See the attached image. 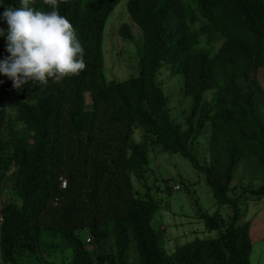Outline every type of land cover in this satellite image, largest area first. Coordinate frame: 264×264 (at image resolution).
<instances>
[{
  "label": "trees",
  "instance_id": "trees-1",
  "mask_svg": "<svg viewBox=\"0 0 264 264\" xmlns=\"http://www.w3.org/2000/svg\"><path fill=\"white\" fill-rule=\"evenodd\" d=\"M119 1L59 0V14L85 48L86 69L59 82L49 79L47 87L29 82L14 89L31 142L13 137L7 147L1 133L6 105L0 97V183L15 168V200L0 211V263L23 264L19 259L28 252L35 264H57L40 253L44 236L50 235L58 239L54 247L70 250L66 264H130L132 245L134 264H249L250 224H238L239 203L264 197V109L250 83L252 71L264 68V0H192L194 10L185 0H126L127 12L142 32L139 70L136 76L109 82L103 32ZM5 7L19 8L21 0H0V13ZM30 7L52 10L44 0ZM193 14L204 20L198 30L188 24ZM0 21L7 31V23ZM118 33L131 38L126 23ZM201 34L221 40L214 53L199 46ZM8 55L4 51L0 60ZM163 65L182 77L183 91L191 98L184 128L172 121L168 96L157 82ZM215 87L216 95L206 101L204 93ZM135 127L160 150L186 158L204 174L215 201L230 207L226 223L218 210L208 214L196 208L205 227L219 231L216 237L195 238L164 252L151 225L159 204L147 186L150 150L132 138ZM207 132L209 158L203 163L192 149ZM245 158L262 169L261 184L231 198L236 166ZM132 176L146 194L136 195ZM83 233L97 246L94 256ZM108 238L110 253L103 250Z\"/></svg>",
  "mask_w": 264,
  "mask_h": 264
},
{
  "label": "rangeland",
  "instance_id": "rangeland-1",
  "mask_svg": "<svg viewBox=\"0 0 264 264\" xmlns=\"http://www.w3.org/2000/svg\"><path fill=\"white\" fill-rule=\"evenodd\" d=\"M190 9L194 10L192 0H185ZM126 0H120L110 13L103 32L104 74L107 81H121L136 76L142 54V32L134 24L126 9ZM204 20L197 14H193L188 22L190 28L198 30ZM129 25L131 38L126 39L119 35L118 29L121 24ZM1 25V21H0ZM221 40L211 35H200V47L207 48L214 53L220 46ZM6 38L0 36V54L6 51ZM157 82L163 92L168 96V109L172 121L182 128L185 127V116L189 112L191 98L183 91V79L179 75H173L168 65H163L156 73ZM250 83L255 92V99L264 109V68L258 67L252 71ZM238 85L244 89V78H238ZM218 87L204 93V99L209 101L216 95ZM228 94V90L224 91ZM0 97L5 101L6 116L1 129L2 137L9 147L10 139L23 137L32 141V132L19 118L15 102V90L9 78L0 74ZM209 132L201 135L193 144V153L203 163L208 161V147L206 140ZM132 138L136 142H144L150 150L147 165V186L151 195L157 200L159 208L153 214L151 225L160 235L161 247L166 254L195 238L208 239L218 235V230H208L203 221L197 216V207L208 214L218 210L223 221L226 223L231 215L228 205L219 204L215 201L211 188L206 184L204 174L196 170L191 163L178 153H170L160 150L159 146L150 136H146L140 127H135ZM14 171L11 167L7 171L5 179L0 183V211L9 201L15 200ZM263 172L258 163L250 158L241 159L236 166L233 185L228 196L240 193L242 188H256L261 184ZM136 195L146 194L143 183L132 176ZM178 186V188H176ZM170 187V188H168ZM242 205V204H241ZM240 224V223H238ZM224 226L222 227L223 230ZM82 237H87L83 233ZM134 241L132 240L131 243ZM52 243H58L50 235L43 238L41 255L57 264H66L70 257V250L54 247ZM87 249L94 256L97 246L91 241L86 243ZM103 250L112 252L111 239L103 241ZM137 254L132 245L128 252L130 264L136 262ZM23 264H35L31 255L19 259ZM1 264V263H0Z\"/></svg>",
  "mask_w": 264,
  "mask_h": 264
},
{
  "label": "clouds",
  "instance_id": "clouds-1",
  "mask_svg": "<svg viewBox=\"0 0 264 264\" xmlns=\"http://www.w3.org/2000/svg\"><path fill=\"white\" fill-rule=\"evenodd\" d=\"M51 11L35 10V0H21V7H5L0 13L7 31L6 51L10 55L0 60V74L20 90L29 82L47 87L49 79L59 82L78 76L86 69L85 48L69 20L58 11L59 0H44Z\"/></svg>",
  "mask_w": 264,
  "mask_h": 264
},
{
  "label": "crops",
  "instance_id": "crops-1",
  "mask_svg": "<svg viewBox=\"0 0 264 264\" xmlns=\"http://www.w3.org/2000/svg\"><path fill=\"white\" fill-rule=\"evenodd\" d=\"M238 194L229 197L233 198ZM239 206L241 207L242 216L238 223L249 222L250 224L248 230L251 241L249 264H264V197L243 201L239 203Z\"/></svg>",
  "mask_w": 264,
  "mask_h": 264
},
{
  "label": "built area",
  "instance_id": "built-area-1",
  "mask_svg": "<svg viewBox=\"0 0 264 264\" xmlns=\"http://www.w3.org/2000/svg\"><path fill=\"white\" fill-rule=\"evenodd\" d=\"M176 188H178V186H176ZM86 241H87V242H90V238L87 237V238H86Z\"/></svg>",
  "mask_w": 264,
  "mask_h": 264
}]
</instances>
